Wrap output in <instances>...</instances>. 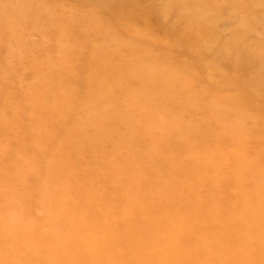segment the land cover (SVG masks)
Here are the masks:
<instances>
[{
	"label": "rangeland",
	"instance_id": "1",
	"mask_svg": "<svg viewBox=\"0 0 264 264\" xmlns=\"http://www.w3.org/2000/svg\"><path fill=\"white\" fill-rule=\"evenodd\" d=\"M263 123L264 0H0V264H264Z\"/></svg>",
	"mask_w": 264,
	"mask_h": 264
},
{
	"label": "bare ground",
	"instance_id": "2",
	"mask_svg": "<svg viewBox=\"0 0 264 264\" xmlns=\"http://www.w3.org/2000/svg\"><path fill=\"white\" fill-rule=\"evenodd\" d=\"M244 107V106H243ZM244 111H245V108H244ZM257 123V122H256ZM264 124V123H263ZM263 132V131H262ZM262 241V240H261ZM246 257V256H245ZM244 263H245V261H244ZM248 263V262H247Z\"/></svg>",
	"mask_w": 264,
	"mask_h": 264
}]
</instances>
